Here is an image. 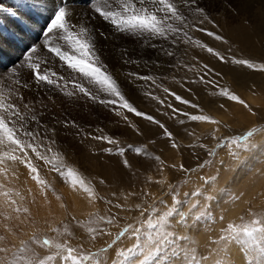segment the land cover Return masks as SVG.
Instances as JSON below:
<instances>
[{
	"label": "snow or ice",
	"instance_id": "1",
	"mask_svg": "<svg viewBox=\"0 0 264 264\" xmlns=\"http://www.w3.org/2000/svg\"><path fill=\"white\" fill-rule=\"evenodd\" d=\"M10 17L15 30L5 36L0 26V264H264V210L249 201L235 219L217 212L225 196L243 200L244 193L218 186L221 169L244 167L246 156L264 150V105L254 106L227 84V73L191 53L199 49L221 65L260 72L264 62L257 69L234 50L239 41L213 30L221 25L209 0H19ZM197 33L226 47L210 46ZM6 42L21 52L7 64ZM122 78L139 82L156 114L129 99ZM193 85L215 98L208 108ZM247 92L260 94L254 83ZM64 98L102 106L138 139L82 125L57 111ZM237 109L248 122L242 131L233 127ZM189 125L212 127L198 133ZM68 137L79 146L89 141V155L112 166L111 175L85 177L62 146ZM158 141L163 147L156 148ZM165 149L192 163L169 162ZM219 150H227L230 163L220 160L216 168ZM209 167L215 174L202 175ZM21 175L37 193L17 187ZM57 180L69 195L57 190ZM37 196L48 211L42 220L31 210ZM201 234L203 243L194 239Z\"/></svg>",
	"mask_w": 264,
	"mask_h": 264
},
{
	"label": "rangeland",
	"instance_id": "2",
	"mask_svg": "<svg viewBox=\"0 0 264 264\" xmlns=\"http://www.w3.org/2000/svg\"><path fill=\"white\" fill-rule=\"evenodd\" d=\"M215 2H213L212 5L210 3V7H212V14L214 15L217 22L221 25V28L213 30L221 31L232 41H239L238 47L234 50H236L239 54L243 55L246 58H252L253 61L257 64V69H259L261 63L264 62V30H262L264 29V0H215ZM237 11L239 13L238 15L236 14ZM11 12L12 11L8 10L5 16H0V26H3L5 36L9 35V30H15L10 22ZM246 20L250 21L253 27L249 28L248 25L245 24ZM208 27L211 28V25H208ZM196 35L199 36L200 39L209 43L210 46H214L221 51H223V49L226 47L220 42L212 40L210 37L203 36L199 33H197ZM9 47H11V45H9ZM20 54L21 53H19V56ZM191 54L198 55L203 62L209 63L210 65L214 66L217 70L227 73V84L231 86L234 90H236L238 93H240L242 96L247 97L254 104V106L264 105V72H260L258 70L241 69L238 67L234 68L231 65H221L214 57L199 49L193 50ZM3 57L7 58V62H9L10 59H13L5 55H3ZM221 83H224V81H221ZM253 83L256 84L258 89L260 90V94L255 98H252L247 92V86ZM165 84L166 86L180 92L182 95H188L181 88H179L178 85L169 83L167 81L165 82ZM134 87V97L129 96V99H132L131 101L139 109L156 114L154 111L156 107L155 102L148 100L146 97L143 96V94H141L143 92V89L139 87V82ZM192 87L196 95L200 96L201 99L199 102L201 103V105L205 108H208L210 102L215 98L208 96L204 91L203 86L201 85H193ZM132 97L134 98V100ZM57 102H61L62 109H66L67 111H69L70 114L76 113V111L78 110V104L76 101L64 98V103L60 99H58ZM79 104L81 106L88 105L84 103V101H79ZM98 107L100 111L103 109V113L102 111L100 112L101 121H98L96 119L97 116L91 112L88 114L86 113V115H89L88 117H86V115L84 114L82 117H79L77 121L82 125L90 123L94 127H104L105 131L109 130L108 132H111L113 130V127L111 128L109 125L117 122L119 118L110 113L102 106L98 105ZM235 114L239 116V122L234 124L233 127L236 131H242L247 126L248 122L242 115H239V109L236 110ZM111 115L116 117V119L112 120ZM160 118L164 119L173 131L180 130V126L176 121L167 120V118L165 117ZM225 119H228L231 122V116L225 117ZM134 122L137 123L138 119L135 118ZM189 127H196V131L200 133L209 130L212 126L201 125L197 127L195 125H189ZM118 128L119 126L116 129ZM113 133L119 134V132L116 131H114ZM122 138L126 137L123 136ZM66 139L70 140V142H62H68L70 144L71 148L68 151L76 160L77 166L80 168L81 172L84 174L85 177L86 175L89 176L87 178H93L99 175L109 176L108 171H110L112 166L104 167L102 166L100 161H98L95 157H91L89 155L87 147V145L90 143L89 141H86L85 145L81 147V149H83L79 150L74 149L76 146H79L77 145L75 140H73L71 137H68ZM160 147H163V142L158 141L156 148ZM163 158L167 159L169 162L179 161L183 159L185 163H192L190 159L186 157H179L168 149H165V151L163 152ZM245 159L247 163L244 167L234 166L230 171L227 170V168L221 169L222 175L218 186L221 188L227 187L229 192L235 194L244 193L243 200L237 203H232L230 200H228L226 196L223 198L221 202V208H218L217 212H220L221 210L225 211L229 219H235L237 216L244 214L245 210L249 207V204L247 203L249 201L251 202L253 210H264V196H257L258 193L264 192V175H261V169H264V150L258 151L253 156H246ZM215 160L217 162L216 168L220 167L218 163L220 160H224L226 164L230 163V159L227 155V150H219L218 155L215 157ZM216 168L209 167L205 170V173H202V175H214L216 172ZM168 175L171 179L172 173L169 172ZM190 188L191 186L182 189V195L183 192L189 191ZM153 191H155V189H153ZM253 197L256 198L253 199ZM80 204H82V202H80ZM52 207L56 208L57 206L55 207L52 204ZM98 207L101 213L103 214L104 205L100 204L98 205ZM41 209L37 206H31V210L36 216L37 220H42L44 217L48 216L47 209ZM87 210V208L84 209V211ZM55 215L56 223L58 224L62 216L58 213ZM49 219H51V217H49ZM194 239H199L201 243H203L205 239V234H201L199 237L194 236Z\"/></svg>",
	"mask_w": 264,
	"mask_h": 264
},
{
	"label": "bare ground",
	"instance_id": "3",
	"mask_svg": "<svg viewBox=\"0 0 264 264\" xmlns=\"http://www.w3.org/2000/svg\"><path fill=\"white\" fill-rule=\"evenodd\" d=\"M213 2H215V0H209V5H210V3H211V5H212V3ZM222 2V1H221ZM18 3H19V1H17V0H0V16H5V14H7V11L9 10V11H14L15 10V6L16 5H18ZM215 3H217V2H215ZM220 4V3H219ZM218 4V5H219ZM222 4V3H221ZM214 6H216V5H214ZM82 7V6H81ZM212 8V7H211ZM31 41H29V43H30ZM11 45V47H9V45ZM129 47H136L135 45H131V44H129ZM13 49V50H12ZM8 52H10V53H8ZM19 53H21L20 51H18V50H16V48H15V46L14 45H12L11 43H8V42H6L5 43V46H4V55L5 56H8V57H10V58H13V59H15L16 57H18L19 56ZM21 55V54H20ZM3 63H5V64H7L8 62H7V58H5V57H3ZM112 65H113V70L115 71V72H117V73H119L120 71H121V68H120V65L119 64H116L115 63V61H112ZM122 86H123V88H124V91L126 92V94L128 95V97L129 96H133L134 97V93H135V87L133 86V85H131V84H128L126 81H123V78H122ZM142 94V93H141ZM132 97V98H133ZM132 100V99H131ZM133 100H134V98H133ZM62 102H63V100H62ZM65 102V101H64ZM63 102V103H64ZM66 103V102H65ZM57 104H58V108H57V111H61V110H66V109H62V104H61V102H57ZM77 104H78V110L76 111V113H73V114H70V116L72 117V118H75L76 120L77 119H79V117H82L84 114L86 115V113L88 114V113H94V115H96L97 117H96V119L98 120V121H101V115H100V112L102 111V113H103V109L100 111L99 110V107H98V105H92V104H88V105H86V106H81L80 104H79V102H77ZM74 105V104H73ZM66 106H68V105H66ZM76 107V106H75ZM85 108V109H84ZM102 108V107H101ZM69 110V109H68ZM67 111V110H66ZM105 111V110H104ZM68 113H69V111H67ZM108 113V112H107ZM79 115H81V116H79ZM89 115H86V117H88ZM111 119L112 120H115L116 119V117H114V116H112L111 115ZM135 119V118H134ZM82 122V121H81ZM138 122L142 125V126H146V122H144V121H140V120H138ZM137 122V123H138ZM83 123V122H82ZM99 123V122H98ZM116 124V125H115ZM111 128L113 127V130L111 131V132H114V131H116V132H119V133H123L124 134V137H126V138H130L131 140L133 139V140H137L138 138L137 137H135L134 135H132L130 132H129V130L128 129H126V128H124V127H120L119 126V128L118 129H116L117 127H118V125H117V123L115 122V123H113V124H110L109 125ZM109 131V130H108ZM62 141H68V142H70V140H68V139H64V140H62ZM68 142H62V146L63 147H65L67 150H70V148H71V146H70V144L68 143ZM81 147L82 146H76L74 149H79V150H82L81 149ZM85 148V147H84ZM92 157V156H91ZM87 158V157H86ZM90 159V158H89ZM94 159V158H93ZM93 161V160H92ZM23 169H21V172L23 173ZM111 171H112V168L110 169V171H108V175L110 176L111 175ZM92 176V175H91ZM86 177H89V176H87L86 175ZM91 178V177H90ZM27 178H26V175H21L20 176V182L17 184V187L22 191V192H24V190H25V188L26 187H31L32 188V190H33V193L35 194V193H37V189L35 188V186L31 183V181H28L27 182V184H25L24 183V181L26 180ZM56 188H57V190L59 191V192H62V193H65V195L67 196V195H69V190L67 189V187H65V186H63L61 183H60V181L59 180H57V182H56ZM26 195H27V193H25ZM37 199H38V204L37 205H33V206H37L38 208H42V209H46L45 207H43V201L37 196ZM49 199L52 201V204L56 207L57 206V202L55 201V198L51 195V193H49ZM80 206H81V209H86L87 207H86V205H84L83 204V202H82V204H80ZM238 207V206H237ZM41 209V210H42ZM235 209H237V208H235Z\"/></svg>",
	"mask_w": 264,
	"mask_h": 264
}]
</instances>
